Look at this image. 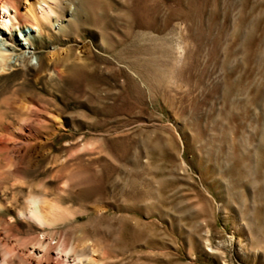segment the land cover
<instances>
[{"label":"rangeland","instance_id":"374dc122","mask_svg":"<svg viewBox=\"0 0 264 264\" xmlns=\"http://www.w3.org/2000/svg\"><path fill=\"white\" fill-rule=\"evenodd\" d=\"M58 7L60 26L31 35L41 66L0 76V136L22 117L6 102L51 114L0 198L43 184L76 217L57 235L88 242L91 264H264V0Z\"/></svg>","mask_w":264,"mask_h":264},{"label":"bare ground","instance_id":"6f19581e","mask_svg":"<svg viewBox=\"0 0 264 264\" xmlns=\"http://www.w3.org/2000/svg\"><path fill=\"white\" fill-rule=\"evenodd\" d=\"M59 0H0V76L15 67L38 69L41 58L35 52L31 35L41 36L47 26L59 27ZM19 32V33H18ZM35 59V62L32 61ZM48 59L55 75H61L62 58L53 51ZM9 109L22 117L15 125H4L0 136V180L5 175L18 176L28 163L33 140L45 124L49 112L30 96L6 102ZM19 116V115H18ZM53 117V116H52ZM3 121L0 120L2 126ZM14 185L10 195L0 198V211H11L22 221H31L37 231L21 237L14 219L0 215V264H91L95 261L90 244L75 236L73 240L57 235L55 225L76 217L57 199L49 198L43 184ZM63 181L58 194L69 190ZM24 191V192H23ZM21 193V196L19 194Z\"/></svg>","mask_w":264,"mask_h":264}]
</instances>
